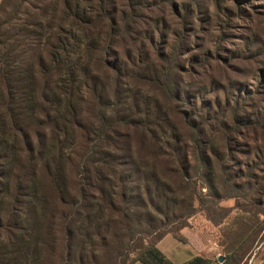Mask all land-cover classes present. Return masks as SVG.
Masks as SVG:
<instances>
[{
	"label": "trees",
	"instance_id": "obj_1",
	"mask_svg": "<svg viewBox=\"0 0 264 264\" xmlns=\"http://www.w3.org/2000/svg\"><path fill=\"white\" fill-rule=\"evenodd\" d=\"M105 1L100 0L97 7L104 23L102 31L96 33L92 30L95 16L92 17L90 7L81 0H64L61 23L42 39L45 48H38L39 52L28 61L25 52H15L22 42L8 44L10 30H3L0 23V264H50L48 256L55 252L59 239L55 232L57 210L62 216L59 225L62 222L65 229L61 238L63 250L54 258L60 264L74 262L79 246L75 238L80 232L83 234L84 223L90 217L85 190L81 187L74 190L71 185L74 176L81 175L83 179L88 176L86 179L95 182L118 176L120 180L135 177L140 185L136 190L143 188L152 203L166 200L162 182L166 172L177 182L190 177L187 166L193 152H183L181 161L167 152L179 138L171 131L169 116L159 99L145 102L157 113L152 114L154 129L139 134L124 130L136 127L138 121L134 115L119 116L118 95L122 87L135 88V80H149L162 87L161 93L167 99L180 97L176 72L165 67L178 64L174 61L186 45L185 32L190 30L197 0L176 8L179 30L172 46L163 31V24L167 29L165 16L150 19L139 5L129 3L117 9ZM33 23L41 31L49 28L41 16ZM168 48L171 52H166ZM208 57H195L192 61L202 65ZM129 77L133 86L123 82ZM137 95L135 91L131 109L144 104ZM185 97L182 101L186 103L189 97ZM227 105L230 107V102ZM242 111L236 101L228 123L238 124ZM181 114L186 121L189 114ZM245 121L247 125H255V129H264V114L252 122ZM118 123L123 125L122 130H118ZM191 123L194 130L191 138L200 143L202 129ZM167 126L171 142L161 141V130ZM135 139L139 146L132 144ZM147 141L149 148L145 146ZM202 155L203 163H207L208 155L204 152ZM206 177L210 181L209 174ZM126 191L127 187H122L124 197ZM76 197L80 199L77 202ZM201 199V192L192 196L186 219L203 210ZM258 214H264V210ZM207 216L212 226L219 225ZM258 219L264 225V219ZM185 228L181 226L180 231ZM168 234L162 233L143 244L130 264L137 261L171 264L156 247ZM172 235L181 242L191 240L198 245L200 256L186 264L243 262L242 255L234 249L222 255L211 231ZM220 256L225 258L222 263Z\"/></svg>",
	"mask_w": 264,
	"mask_h": 264
},
{
	"label": "rangeland",
	"instance_id": "obj_2",
	"mask_svg": "<svg viewBox=\"0 0 264 264\" xmlns=\"http://www.w3.org/2000/svg\"><path fill=\"white\" fill-rule=\"evenodd\" d=\"M105 2L109 6L116 5L117 9L134 3L150 19L165 16L167 29L163 24V31L167 43L172 46L176 40L175 33L179 30L176 8L179 10L193 0ZM81 3L93 11L92 30L101 32L104 22L97 12L100 0H81ZM63 4L64 0H2L0 23L3 30H10L8 44L17 40L22 42L23 45L15 52H25L26 60H30L38 48H45L42 39L52 34L61 23ZM39 16L49 26L48 29L41 31L33 23ZM189 27L190 30L185 32L186 45L174 61L178 64L165 67L176 72L180 97L167 99L161 93L162 87L155 82L135 80V88H121L118 114L120 117L134 115L138 121L136 127L124 130L145 134L154 129L152 114L157 113L145 102L157 97L169 116L167 121L172 126L171 131L176 132L179 138V142L173 141L168 154L181 161L179 158L183 152H193L187 166L190 177L184 182H177L173 175L166 172L165 178H162L166 187L163 191L165 203L159 200V203H152V198L143 188L136 190L140 185L135 177L127 176L120 180L118 176L100 182L86 179L88 176L84 179L81 175L72 177L74 190L80 187L85 190L84 199L90 217L84 223L83 234L80 232L75 238L79 246L71 264H130V260L137 255L136 250L162 233L188 236L190 233H207V230L211 231V237L218 243L222 255L234 249L242 255V264H264V225L258 219H264V214H258L264 210V129L245 124V120L252 122L264 114V0H197ZM168 51L171 52V49L168 48ZM207 55L208 60L202 65L192 61L195 57L201 59ZM130 79L124 78L123 82L131 83ZM135 91L144 104L131 109ZM185 96L190 101H182ZM236 101L243 110L241 121L238 124L228 123ZM229 102L230 107L227 105ZM182 112L189 114L186 121ZM191 121L202 129L200 143L193 142L191 138L194 132ZM118 124V130H122L123 125ZM167 129L161 130L163 142H171L167 137L171 131ZM132 144L139 146L138 139ZM145 146L149 148L150 142L147 141ZM203 152L209 157L207 163L202 161ZM208 174L210 181L206 177ZM124 186L127 187L126 197L121 192ZM197 192L202 194L203 210L186 219L191 210H188L190 199ZM75 200L80 199L76 197ZM207 215L219 225L212 226ZM56 216L61 219L60 210H57ZM58 220L55 232L59 239L55 252L48 256L51 257L50 264H60L54 256L63 250L61 238H64L65 227L62 222L59 225ZM183 225L186 228L181 232Z\"/></svg>",
	"mask_w": 264,
	"mask_h": 264
},
{
	"label": "crops",
	"instance_id": "obj_3",
	"mask_svg": "<svg viewBox=\"0 0 264 264\" xmlns=\"http://www.w3.org/2000/svg\"><path fill=\"white\" fill-rule=\"evenodd\" d=\"M158 251L171 264H186L190 260L200 256L198 245L192 242H181L173 235H166L156 245ZM134 264H143L140 261Z\"/></svg>",
	"mask_w": 264,
	"mask_h": 264
},
{
	"label": "water",
	"instance_id": "obj_4",
	"mask_svg": "<svg viewBox=\"0 0 264 264\" xmlns=\"http://www.w3.org/2000/svg\"><path fill=\"white\" fill-rule=\"evenodd\" d=\"M224 260H225L224 256H220V257H219V262L222 263V262H224Z\"/></svg>",
	"mask_w": 264,
	"mask_h": 264
},
{
	"label": "built area",
	"instance_id": "obj_5",
	"mask_svg": "<svg viewBox=\"0 0 264 264\" xmlns=\"http://www.w3.org/2000/svg\"><path fill=\"white\" fill-rule=\"evenodd\" d=\"M2 0H0V4H1Z\"/></svg>",
	"mask_w": 264,
	"mask_h": 264
}]
</instances>
